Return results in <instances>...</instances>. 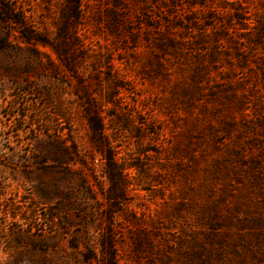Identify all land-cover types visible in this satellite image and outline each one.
I'll return each instance as SVG.
<instances>
[{"label": "rangeland", "instance_id": "obj_1", "mask_svg": "<svg viewBox=\"0 0 264 264\" xmlns=\"http://www.w3.org/2000/svg\"><path fill=\"white\" fill-rule=\"evenodd\" d=\"M0 264H264V0H0Z\"/></svg>", "mask_w": 264, "mask_h": 264}, {"label": "trees", "instance_id": "obj_2", "mask_svg": "<svg viewBox=\"0 0 264 264\" xmlns=\"http://www.w3.org/2000/svg\"><path fill=\"white\" fill-rule=\"evenodd\" d=\"M7 12H11V11H6V14H7ZM41 246H42V245H41V242H34L33 245H32V247H34V248H38V249H40ZM108 254L110 255V251H109ZM110 257H111V258L113 257V253H111Z\"/></svg>", "mask_w": 264, "mask_h": 264}]
</instances>
